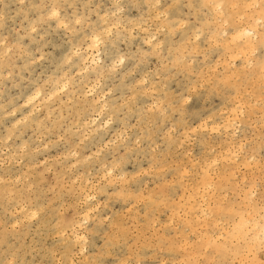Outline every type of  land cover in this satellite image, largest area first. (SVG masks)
Masks as SVG:
<instances>
[{
  "label": "rangeland",
  "instance_id": "rangeland-1",
  "mask_svg": "<svg viewBox=\"0 0 264 264\" xmlns=\"http://www.w3.org/2000/svg\"><path fill=\"white\" fill-rule=\"evenodd\" d=\"M253 2L0 0V264L235 258L203 243L264 207ZM250 27L240 54L230 38Z\"/></svg>",
  "mask_w": 264,
  "mask_h": 264
},
{
  "label": "snow or ice",
  "instance_id": "snow-or-ice-1",
  "mask_svg": "<svg viewBox=\"0 0 264 264\" xmlns=\"http://www.w3.org/2000/svg\"><path fill=\"white\" fill-rule=\"evenodd\" d=\"M119 7V5H117ZM205 7H214L216 9H223L225 6L223 4H215V5H205ZM231 7L237 8L239 5H232ZM246 9H253L259 12L261 17L260 20L257 21L258 25L264 26V0H259L258 3L253 2L244 5ZM51 17L59 18V14L56 11V6H53L51 11ZM221 17H223V13H221ZM77 24L80 23L79 20L76 21ZM219 23L222 27L227 28L228 21L226 19L221 18ZM61 26L67 27V25L62 24ZM33 31L36 29L33 28ZM159 31V29H157ZM227 35V32H225ZM242 35L251 36L253 35V31H246L242 33ZM199 39V35L196 37ZM235 39V37H233ZM99 37L93 38V46L99 47L100 44ZM146 43L153 46L154 49H161L164 47L163 42L157 40L155 35H151L150 38L146 39ZM155 42V43H154ZM262 49H264V34L261 35V42L259 45ZM256 46L252 47V53L255 55ZM120 64L124 63V59L120 58L118 61ZM261 78L264 79V61H262L259 65ZM188 101L185 100L184 103ZM251 215V214H249ZM87 224V218H85L81 227ZM78 240H82L83 237L78 236ZM222 238V237H221ZM233 238L236 240V244L233 245L231 249H226V251L231 252L232 256L235 258H230L229 260L222 261L221 264H264V255L261 256L260 259L256 258V254H264V207L260 209V220L259 222H254L251 220L245 221L243 217H241V223L236 225V230L233 234ZM96 264H104L103 261H97Z\"/></svg>",
  "mask_w": 264,
  "mask_h": 264
},
{
  "label": "bare ground",
  "instance_id": "bare-ground-1",
  "mask_svg": "<svg viewBox=\"0 0 264 264\" xmlns=\"http://www.w3.org/2000/svg\"><path fill=\"white\" fill-rule=\"evenodd\" d=\"M248 4V3H246ZM258 19H261L260 15L258 17ZM255 22V21H254ZM108 30V29H107ZM254 29L253 28H248V29H238V30H235L234 34L232 35V37L230 38V41L232 42H238L239 40H243V44H244V47H243V50L239 51L240 54H244V49H247L249 44L251 43L250 42V36H247V35H242V33L246 32V31H253ZM254 32V31H253ZM97 37V36H96ZM233 37H235V39H233ZM94 38V37H93ZM93 38L90 39L89 41V44L86 45L85 47H87V49H92L94 48L95 46H93ZM84 47V48H85ZM240 50V48H239ZM76 54V53H75ZM74 54V55H75ZM89 55V54H88ZM88 55H85V56H76V64L81 67L80 70H86L87 68H90L91 65H93V61H89L88 60ZM73 56V55H72ZM97 61V60H96ZM118 64V62H117ZM120 64V63H119ZM95 65V64H94ZM89 66V67H88ZM113 70V69H112ZM38 91V90H37ZM35 94V93H34ZM32 94L31 96L27 97L26 100H25V103H29L33 100H35L38 96V94L36 93L35 95ZM234 223V222H232ZM241 221H237V223L233 224L232 227H231V231L229 234H224V239L222 240V244L220 245H217L215 242L217 241L215 238H207L208 240L205 241V243H203V247L204 248H211L214 250V253L218 258L217 259H223L224 257H226V254L228 253L226 251V249H231L232 248V245H233V242H236V240L233 238V234L236 230V225L237 224H240ZM219 238V237H218ZM217 238V239H218ZM205 259H209V258H205ZM188 261V259H187Z\"/></svg>",
  "mask_w": 264,
  "mask_h": 264
}]
</instances>
